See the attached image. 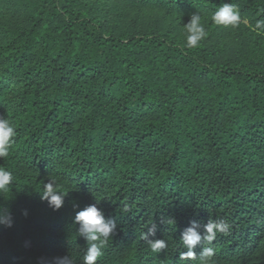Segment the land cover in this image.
Here are the masks:
<instances>
[{
  "label": "trees",
  "instance_id": "1",
  "mask_svg": "<svg viewBox=\"0 0 264 264\" xmlns=\"http://www.w3.org/2000/svg\"><path fill=\"white\" fill-rule=\"evenodd\" d=\"M225 2L240 9L236 29L211 22ZM193 13L208 36L188 49ZM258 20L264 0H0V115L18 133L0 159L13 174L0 264H83L74 215L91 203L117 226L97 264H199L180 258L192 220L231 224L202 245L214 264H264ZM50 180L59 210L40 198Z\"/></svg>",
  "mask_w": 264,
  "mask_h": 264
},
{
  "label": "clouds",
  "instance_id": "2",
  "mask_svg": "<svg viewBox=\"0 0 264 264\" xmlns=\"http://www.w3.org/2000/svg\"><path fill=\"white\" fill-rule=\"evenodd\" d=\"M211 22L217 26L236 29L242 22L240 9L229 2H225L217 8L211 16ZM257 29L264 28V20L256 22ZM186 31L185 47L196 49L201 42L208 36L205 24L202 23L201 15L193 13L189 21L184 24ZM17 128L8 118L0 115V159L9 156L11 146L15 143ZM13 182L11 171L0 168V190L5 189ZM65 194L58 189L57 183L50 180L44 185L41 200L46 201L53 210H59L64 205ZM78 207V206H77ZM27 215V211L24 212ZM74 222L78 225L77 232L86 243L87 248L83 255V264H97L99 258L103 256V249L108 244L112 235L116 232V222L114 219L105 215L104 209L97 203H91L75 212ZM13 219L11 212L0 209V226L12 227ZM231 224L225 220L209 221L203 226L197 221L192 220L189 225L181 232V242L186 249L180 253L181 260L198 259L199 264H214L215 251L212 247L202 246L204 242L211 244L218 234L227 235L231 230ZM156 228L153 225L148 232L144 233L147 239L150 235H155ZM152 252H159L166 247L163 239L149 240ZM201 246L197 253L196 249ZM51 264H74L72 257L68 254L54 257Z\"/></svg>",
  "mask_w": 264,
  "mask_h": 264
}]
</instances>
